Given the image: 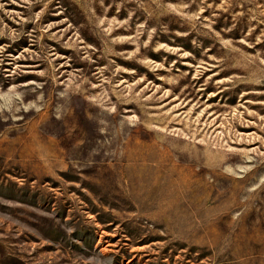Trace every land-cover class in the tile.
Here are the masks:
<instances>
[{
  "label": "rangeland",
  "instance_id": "374dc122",
  "mask_svg": "<svg viewBox=\"0 0 264 264\" xmlns=\"http://www.w3.org/2000/svg\"><path fill=\"white\" fill-rule=\"evenodd\" d=\"M0 264H264V0H0Z\"/></svg>",
  "mask_w": 264,
  "mask_h": 264
}]
</instances>
